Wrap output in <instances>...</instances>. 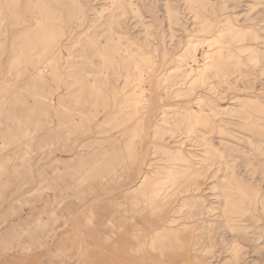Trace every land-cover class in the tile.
<instances>
[{
  "label": "rangeland",
  "instance_id": "374dc122",
  "mask_svg": "<svg viewBox=\"0 0 264 264\" xmlns=\"http://www.w3.org/2000/svg\"><path fill=\"white\" fill-rule=\"evenodd\" d=\"M0 264H264V0H0Z\"/></svg>",
  "mask_w": 264,
  "mask_h": 264
}]
</instances>
